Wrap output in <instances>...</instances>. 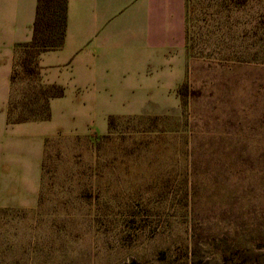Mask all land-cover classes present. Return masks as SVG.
Listing matches in <instances>:
<instances>
[{
  "label": "rangeland",
  "instance_id": "obj_1",
  "mask_svg": "<svg viewBox=\"0 0 264 264\" xmlns=\"http://www.w3.org/2000/svg\"><path fill=\"white\" fill-rule=\"evenodd\" d=\"M183 57L167 113L47 144L37 207H0V264H264V0H186Z\"/></svg>",
  "mask_w": 264,
  "mask_h": 264
},
{
  "label": "crops",
  "instance_id": "obj_2",
  "mask_svg": "<svg viewBox=\"0 0 264 264\" xmlns=\"http://www.w3.org/2000/svg\"><path fill=\"white\" fill-rule=\"evenodd\" d=\"M37 4L0 0V207H37L50 141L107 133L111 116L167 113L185 78L186 0H68L64 45L38 59L42 83L64 95L50 119L9 124L15 49L32 39Z\"/></svg>",
  "mask_w": 264,
  "mask_h": 264
},
{
  "label": "trees",
  "instance_id": "obj_3",
  "mask_svg": "<svg viewBox=\"0 0 264 264\" xmlns=\"http://www.w3.org/2000/svg\"><path fill=\"white\" fill-rule=\"evenodd\" d=\"M68 22V0H38L36 17L33 24L32 39L19 43L15 49V61L11 75V91L8 104V123L48 120L51 118L50 101L64 95V87L57 84H43L38 59L42 52L58 49L64 45ZM23 69L38 83L34 89L24 93L22 99H15L17 54ZM43 99V103H40ZM118 116L109 117V124ZM135 264V263H129Z\"/></svg>",
  "mask_w": 264,
  "mask_h": 264
}]
</instances>
